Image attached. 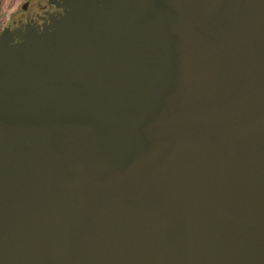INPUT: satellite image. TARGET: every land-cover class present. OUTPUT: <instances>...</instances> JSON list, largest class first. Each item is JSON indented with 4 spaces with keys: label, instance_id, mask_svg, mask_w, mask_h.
Returning a JSON list of instances; mask_svg holds the SVG:
<instances>
[{
    "label": "water",
    "instance_id": "obj_1",
    "mask_svg": "<svg viewBox=\"0 0 264 264\" xmlns=\"http://www.w3.org/2000/svg\"><path fill=\"white\" fill-rule=\"evenodd\" d=\"M0 37V264H264V0H65Z\"/></svg>",
    "mask_w": 264,
    "mask_h": 264
},
{
    "label": "flooded vegetation",
    "instance_id": "obj_2",
    "mask_svg": "<svg viewBox=\"0 0 264 264\" xmlns=\"http://www.w3.org/2000/svg\"><path fill=\"white\" fill-rule=\"evenodd\" d=\"M65 0H0V37L20 44L29 35L51 32L65 16Z\"/></svg>",
    "mask_w": 264,
    "mask_h": 264
},
{
    "label": "rangeland",
    "instance_id": "obj_3",
    "mask_svg": "<svg viewBox=\"0 0 264 264\" xmlns=\"http://www.w3.org/2000/svg\"><path fill=\"white\" fill-rule=\"evenodd\" d=\"M24 2V0H16V3L18 4H22Z\"/></svg>",
    "mask_w": 264,
    "mask_h": 264
}]
</instances>
